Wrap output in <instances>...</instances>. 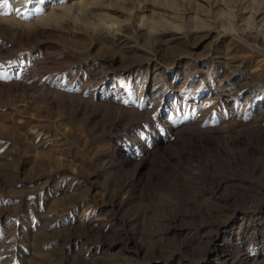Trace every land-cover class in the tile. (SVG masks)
Masks as SVG:
<instances>
[{"label": "rangeland", "instance_id": "1", "mask_svg": "<svg viewBox=\"0 0 264 264\" xmlns=\"http://www.w3.org/2000/svg\"><path fill=\"white\" fill-rule=\"evenodd\" d=\"M0 264H264V0H0Z\"/></svg>", "mask_w": 264, "mask_h": 264}]
</instances>
